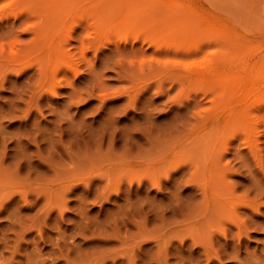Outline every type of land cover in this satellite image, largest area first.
<instances>
[{
    "label": "rangeland",
    "instance_id": "1",
    "mask_svg": "<svg viewBox=\"0 0 264 264\" xmlns=\"http://www.w3.org/2000/svg\"><path fill=\"white\" fill-rule=\"evenodd\" d=\"M25 1L0 0V264H264V189L257 190L264 188V116H252L244 128L237 109L245 104L236 103L221 143L219 124L211 125L222 102L218 89L178 79L183 59L166 60L147 43L163 37L157 24L173 10L172 18L192 28L187 36L195 31L209 42L204 53L218 48L207 27L229 24L236 53L247 45L254 65L264 50V0H103L101 21L93 9L92 19L81 12L93 0ZM48 21L70 50L56 63L26 46L28 25ZM92 39L106 45L95 51ZM62 59L78 71H59L53 96L51 65ZM197 140L223 155L226 189L202 174L198 162L206 164V155L195 150ZM232 191L258 200L259 214H247ZM217 200L228 207L218 210ZM234 209L241 219L253 217L249 233H235Z\"/></svg>",
    "mask_w": 264,
    "mask_h": 264
},
{
    "label": "bare ground",
    "instance_id": "2",
    "mask_svg": "<svg viewBox=\"0 0 264 264\" xmlns=\"http://www.w3.org/2000/svg\"><path fill=\"white\" fill-rule=\"evenodd\" d=\"M33 1L34 0H32V2H30L29 4L31 5L33 3H36L37 0H35V2H33ZM38 1H37V3H38ZM41 1H40L41 3H38V4H42L43 3V0H41ZM83 1H85L86 3H88L90 0H83ZM85 2H83V4ZM103 2H105V1H103V0H93L91 6H90V4L88 5L89 6L88 8H87V6H84L81 9V12H83V13L86 12V13L83 14V17H84V15L86 16V14H87V17L86 18L87 19H89V18L92 19L93 14L91 15L89 12H91L92 9H93L95 11L96 16H97L96 17L95 14H94V17H96L98 21H101V19H103V17H102L103 16L102 9L104 8ZM27 4H26V8L27 9H30V8H28L29 7V4L28 5ZM44 5H45V2L43 3V6ZM23 6H22L21 11H19L20 10L19 8H17V9H19L17 11L22 12V10H24V8H25ZM34 6H32V7L33 8H36ZM43 6H41V7H43ZM32 7H31V9H32ZM39 8H40V6L38 8H36L35 10H37ZM182 10L184 12L183 11L181 12L180 10H178V11H180L181 13H187V12H185L186 11L185 9L182 8ZM31 11H33V10H31ZM166 11H168V10H166ZM174 11H175V9H174ZM24 12H26V11L24 10ZM24 12H22V13H24ZM170 12H173V10L172 11H168L167 14L164 13V11H163V13L165 14V16L163 15V18H162V16H161V18L165 21V23H160L159 22L158 24L155 23L154 25H152V28H154L156 26V24H157L158 25L157 27L159 29H161L160 27L163 26L164 27L163 30L165 29L164 32L166 33V34L164 33L165 36L163 35V37L159 38L158 40L152 39V36H151V38H149L147 40V43L149 45H152V46L155 47V51L154 50L153 51H154V53L156 52V54L158 53V55L160 54V55H162L164 57L165 56L166 57L167 56H169V57L170 56H173V59H175L174 57L179 56V58L183 59L182 60V65H183V68L182 69L184 71H182V72H184V74L180 70L179 72H181V73H177L176 74L177 76H179L178 79L179 78L180 79L181 78L182 79H185L186 78L192 84L194 83L193 86H197V87H198L199 84L204 83V82H206V84L209 85L208 87H210L211 84H208V83H212L215 86V88L218 89V91H219V94H218L219 97H218V99H219V101H222V102H221V107H219V106L217 107V110H216L217 113L214 114V117L212 119L211 125H214L216 123L219 124L218 130L220 131V134L219 135L221 136V138L218 141H221V143H222L223 142V139H222L223 138V134L232 127V124H234L233 114H231L233 111L232 112H229V111H231V109H233V107H234V105L236 103H237L236 105H238V104L239 105L245 104V106H243L242 109H237L240 112L241 116H242L241 119L243 120L242 121L243 123L242 122H241L242 124L241 123H238V125H243L242 127H244V128H247L246 125H248V122H249L248 119H251L252 116H254L256 118H257V116H260V115L264 116V50H260L259 53L257 51V53L259 55L258 56L256 55V60L254 59V62H253L254 65L250 64V60L251 59L249 60V58H251V57H250V55H249V53L247 51L248 50L247 47H246L247 45L246 46L244 45L243 46V50L240 51V49H239L238 53H236L237 51H235L234 46H235V43H237V41L233 37L234 34L232 33L233 32L232 31L233 29L231 28V26L229 24L215 22V23H212L211 26L207 27V31H208V34L211 35V37H212V42L214 43L215 46L217 45L219 49L216 48V50L213 51V52H210L209 51V52L204 53V49L205 48L203 46L205 44L209 43V42H205L203 40H200L198 32H195V31L191 32V34L187 36L186 34L192 28L188 24H185V26L182 25L181 24V22H182L181 19L178 18L179 15H178V17H176L178 19L172 18L169 15ZM22 13H19V14H22ZM175 13H177V12H175ZM80 14L82 15V13H80ZM80 14H79V17H80ZM177 14H179V13H177ZM59 15L61 16V13ZM171 15H172V13H171ZM28 16H30V15L28 14ZM18 17H19V15H18ZM57 17H58V15H57ZM29 18H27V20ZM60 18L61 17H59V21H60ZM96 18H94L95 20L93 19L92 21L95 22L96 21ZM91 19H90V21H91ZM24 20H26V19H24ZM47 20L48 19H46V21ZM51 20L52 19H50L49 21H51ZM55 20H57V24H58L59 23L58 19L54 18V21ZM49 21L47 22L49 24L47 26L40 25V23H38L39 25L36 23L37 26L36 25H34V26L28 25V28H27L28 31L27 32L30 33V34L32 33L33 34V37H31V39H32V40L30 39L31 41L29 40L30 41L29 45H26V46L29 47L30 49L31 48L34 49V47L36 48L38 46V48L41 49L39 60H41L40 58H41V55H42L43 58L45 59V61L47 63H52V62H55L56 63L58 61L56 59H60L61 60V58L65 57V54L66 53H70L69 52L70 51L69 50L70 47L68 48L69 51L67 52L66 51V49H67L66 46L68 45L67 41L62 42L58 37L55 36L56 33H57V31L56 30H53V27H56V26L54 24L53 25H50V24H52L51 22L54 23V21H51L50 23H49ZM34 22H36V21H34ZM44 22H45V19H44ZM80 22H82L81 21V18H80ZM80 22H79V24H80ZM84 24H85V22H84ZM89 24H94V23L88 22V25ZM98 24L95 22L94 25L97 27ZM77 25H78V21H77ZM89 26L92 27L93 25H89ZM95 26H93L94 29H96ZM83 28L85 29V26ZM88 29H90V28L88 27ZM149 29H151V27ZM100 30H101V28H100ZM84 31H86V29ZM85 33H86V35H85L86 37L90 36V35H87V32H85ZM100 33L102 34L103 31L102 32L100 31ZM100 33L98 32L99 35H100ZM103 34H102V36H103ZM184 35H186V36H184ZM187 37H189V38H187ZM81 38H82V36H81ZM100 38H101V35H100ZM104 38H105V36H104ZM163 38H164V40L162 41L161 39H163ZM94 39L96 40V38H94ZM94 39H92V41H94ZM98 40L100 42V39H97V42H98ZM105 40H108V39L106 38ZM159 40H161V41L158 42ZM92 41H90V43H87V45H89V44L92 45V43H93ZM81 42H82V46H84L85 42H84V44H83V41H81ZM95 42L96 41H94V44L92 45L93 47L92 46L91 47L94 48L95 51H97V48L96 47H98L99 45L98 46H95V44H96ZM63 43L65 45L67 43V45L65 46V45H63ZM101 43H102V41L100 42V46L99 47H102L101 46L102 44L106 45V43H102V44ZM90 45L89 46H86V47H89V49H90ZM82 46H81V48L83 49L84 47H82ZM71 48H72V46H71ZM81 48H79V49H81ZM224 49L228 51V53L225 54V55H224V52H223ZM252 50H251V52H253ZM256 50H257V48H256ZM158 55H156V56H158ZM43 58H42L43 62L41 61L42 62V66L45 65V64L43 65V63H44V59ZM156 58H158V57H156ZM171 58L172 57H170V59ZM163 59H162V61H163ZM60 60H59V62H60ZM158 60H159V58H158ZM166 60H168V59L166 58ZM64 61L65 60L62 59V61H61L62 64H60L59 66H56V64L55 65L52 64L51 66H55V67H53L54 70L52 68H50V67L47 68V70L50 69V72L53 70L52 71L53 72V76H52V74L50 75V77L52 76L51 79H50L51 80V83L50 84L52 85V87L49 88V90L48 89H46V90H48L53 96L57 93L56 92L57 86H59V84L61 83L60 82L61 80L60 79H57V75H58L57 73L59 71H62L63 73L64 72L66 73V70H68V71L70 70L71 71V70L74 69V68H72L73 65L70 64L72 66L71 67L69 65V63L67 64L66 61L65 62ZM39 64H40V62L38 63V65ZM162 64H165V63L162 62ZM158 65H159V67L161 66V68L164 66V65L163 66L160 65V62L158 63ZM251 65L252 66H255V67H258V68L260 67V69H258V68L254 69L255 68L254 67L253 70L255 72L252 73L251 72L252 71L251 70ZM159 67H158V69H159ZM40 68L38 66L37 69L39 70L40 73H42L41 70H40ZM77 71L78 70H75V72H77ZM47 72L49 73V70ZM72 72L74 73V71H72ZM75 74H73V75L75 76ZM77 74H79V73H77ZM101 74L98 73L97 75H101ZM64 75H66V74H64ZM183 75L185 77H183ZM62 76H63V74H62ZM62 79L63 80L64 79L66 80V77L65 78L63 77ZM47 80H48V78L47 79L45 78V84H46V81ZM98 80L101 81V78L100 79L98 78ZM42 81L44 82V78H43ZM43 82H42V84H43ZM98 83L100 84V82H98ZM101 83H102V81H101ZM45 84H44V86H45ZM101 86H102V84H101ZM211 87H210V90L211 91L208 90L209 88L206 87L207 90H208V93L207 94H210L212 91H214L213 88L211 89ZM199 88H200V86H199ZM158 89H159V87H158ZM202 89L204 90V88H202ZM207 90H205L204 93L202 91V93L206 95ZM209 91H210V93H209ZM44 92H46V91H44ZM162 93H164V92H162ZM162 93L159 92V94H162ZM100 95H101V93H100ZM106 95L107 94H105V95L102 94V96H105L107 98ZM252 95L254 96V98L252 97L253 101H250ZM92 97H94V95ZM99 97L97 96L95 98H99ZM101 99H100L101 103L104 102L103 100L105 98L101 97ZM212 100H213V98H212ZM134 103H136V100L134 101ZM226 111H228V112H226ZM221 116H222V119H223L224 116H227V118H225V119H223L221 121V120H219V117L221 119ZM238 117H239V115H238ZM234 118H235V114H234ZM239 127L241 128V126H239ZM241 130H242V128H241ZM250 132L251 131H249L248 134H250ZM245 135H247V134H245ZM191 136L186 137V139H189L188 143H192V141H193L192 138H191ZM247 138H248L247 141L249 142V136H247ZM228 139H226V141ZM228 141H230V139ZM243 141H246V140H243ZM184 143H185V141H184ZM227 143H230V142H227ZM227 143H225L226 144L225 146H227ZM246 144L247 143H245V145ZM249 145H250V142H249ZM250 146H249V148H250ZM180 147H181V145H178L177 146V148H180ZM200 148L203 149V153L202 152L200 153V150H202ZM208 148H209V144L207 142H205V144H204L200 140H197L196 141V148H195V150L199 153L200 156H203L204 154L206 155V164L202 165L201 162H198V165H199V167L201 166L203 168L202 174H205L204 177L206 176V179H215L214 186H217V188H218V185H216L218 183L219 186H221L220 188L226 189L227 188V186L225 184L226 181L224 179L225 177H223V176H224V169H225V167H227L228 164H226V165L224 164L225 167L223 168L222 167L223 164H221V159H223V155H219V153L218 152H215L213 150V148H210V149H208ZM250 152H253V151H250ZM255 154H256L255 156L257 157V153H255ZM181 155H182V153L179 152L177 155H175L174 157H171L168 160H173L176 157L181 156ZM254 159L256 160V162H258L257 161L258 157H257V159L256 158H254ZM259 160L261 161V159H259ZM261 163H262V161L260 162V166L262 167ZM138 165H141V163H138V164L130 163L129 164V167L130 168H134L135 166H138ZM148 166H147V168H150L151 167V166L150 167H148ZM261 169H264V167L260 168V170ZM256 170H258V169H255V171ZM262 171H264V170H262ZM233 173H234V171H233ZM214 186L209 189L208 195L212 196V195L215 194V188L216 187H214ZM259 186H261V185H259ZM262 186H264V185H262ZM258 189L259 190L260 189L262 190L264 188L258 187L257 190ZM260 192L261 191H259L258 193H260ZM232 193H233V197H235V199H237L239 201V203L241 204L243 210L245 209L246 211H248L247 209H250L251 208L252 210L251 209L250 210L252 212H254L256 214V216L259 214L257 212H259L260 209L258 208V205L256 207V202L258 200H256V201L254 200L255 202L254 201H251L252 199L250 200V197L246 196V193H245L246 199L243 196L244 194H242V193H241L242 196L241 195L240 196H236L235 195L236 192H234V191H232ZM262 193H264V191L261 192V196H262ZM261 196H259V198L258 197L257 198L260 199ZM233 197H232V200H233ZM262 202H264V199H262ZM262 202H261V204H264ZM227 205H228V201H226V200H222V201L217 200V202H216L217 209L218 210L220 209V211L222 209H225L226 207H228ZM237 206H236V208L239 210V208H241V207L239 206V208H238ZM238 210L234 209V212L232 211L234 215L231 212V217L233 216L232 222L234 221V225H235V228H236V230H235L236 232L235 233H239V234H241V233H243V234L244 233L245 234L246 233H249L250 232V231H248L249 230V223H250L249 220L251 218L253 219V217H251V216H250L251 218L248 217L249 216V215H247L249 213V211H248L247 214H246L247 216L245 215L248 219L245 218V216L243 217V218H245V220L244 219H241V217H240L241 215H239V213L237 212ZM251 211H250V214H251ZM241 212H242V209H241ZM231 217H230V219H231ZM254 217H255V215H254ZM253 220H252V223L254 225ZM255 222H257V221L255 220ZM257 224H260V223H257ZM257 224H255V225L257 226ZM262 224H264V223H262ZM255 225H254V227H255ZM261 225L260 226L258 225L257 227H261ZM223 232L224 231H222V233ZM239 234H237V235H239ZM237 237H239V239L241 238V236H237ZM239 241H241V240H239Z\"/></svg>",
    "mask_w": 264,
    "mask_h": 264
}]
</instances>
